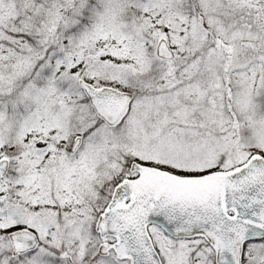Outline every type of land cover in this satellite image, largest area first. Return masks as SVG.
<instances>
[{
  "label": "snow or ice",
  "instance_id": "snow-or-ice-1",
  "mask_svg": "<svg viewBox=\"0 0 264 264\" xmlns=\"http://www.w3.org/2000/svg\"><path fill=\"white\" fill-rule=\"evenodd\" d=\"M0 264H264V0H0Z\"/></svg>",
  "mask_w": 264,
  "mask_h": 264
}]
</instances>
